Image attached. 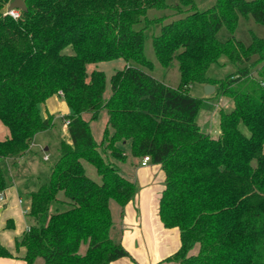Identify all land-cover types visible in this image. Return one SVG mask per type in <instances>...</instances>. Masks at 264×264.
Returning a JSON list of instances; mask_svg holds the SVG:
<instances>
[{
	"label": "trees",
	"instance_id": "1",
	"mask_svg": "<svg viewBox=\"0 0 264 264\" xmlns=\"http://www.w3.org/2000/svg\"><path fill=\"white\" fill-rule=\"evenodd\" d=\"M10 1L0 0V120L9 131L0 139V192L12 184L6 159L27 152L35 134L53 126L41 104L59 94L69 108L61 115L68 139L60 140L47 179L26 192L27 225L14 241L25 263L126 257L137 264L110 210L114 199L122 215L139 189L116 164L128 144L132 156L148 155L164 172L158 215L163 226L178 228L180 245L161 261L264 264V37L250 32L245 43L233 34L239 15L264 24V0H214L204 9L176 0V17L150 22L160 25L152 35L157 61L165 68L177 61L176 86L150 72L144 28L133 26L149 8L169 7L166 0H23L17 16L7 10ZM222 26L229 32L223 39ZM116 58L125 64L109 76L106 93L104 71L88 73L86 65ZM216 65L229 69L212 76ZM194 82L231 100L230 109L217 110L214 135L196 122L203 97L189 92ZM102 109L98 142L90 121ZM10 255L0 242V256Z\"/></svg>",
	"mask_w": 264,
	"mask_h": 264
},
{
	"label": "rangeland",
	"instance_id": "2",
	"mask_svg": "<svg viewBox=\"0 0 264 264\" xmlns=\"http://www.w3.org/2000/svg\"><path fill=\"white\" fill-rule=\"evenodd\" d=\"M169 3V7L156 9V8H149L146 12V17L140 19V21L134 24V28H144V42H143V52L145 57L150 60L153 64L151 69V73L156 77L163 79L165 83L171 86H176L179 82V71L177 67V61L174 59L172 63L167 67H163L156 59L153 47H152V35L158 34L160 25L157 22L155 25L151 24L148 25L150 22L154 21L157 18H160V22H166L171 17H176L173 2L176 0H166ZM198 9H204L210 6L214 0H194ZM162 19V16H168ZM178 16V15H177ZM250 32L254 33L255 35L264 37V24L256 22L251 16H243L239 15L237 25L233 31V34L236 38L242 40L243 42H249L251 36ZM229 35L228 30L225 26H222L217 33L219 38H225ZM125 64L122 58H116L107 61H97L88 63L86 65V70L89 73L92 69H100L104 71L106 75V93H109V76L118 68H121ZM214 70L212 71V76L220 77L223 76L229 68L227 66H214ZM189 92L192 95L199 96L204 93L203 85L201 83L194 82L189 86ZM200 94V95H198ZM210 94H213L210 93ZM208 94V95H210ZM225 97L221 101H219L218 96L212 97L203 101L198 116L199 118H203L207 116L209 110L213 107L214 103H220L224 109H230L231 107V100ZM230 105V106H228ZM84 118L88 117V114H83ZM107 120V112L105 109L100 110L96 119L90 121V130L94 136V138L99 142L102 138V131L106 124ZM53 126L38 132L35 135L33 141V150L34 152L30 155L27 154L23 160L19 163V165L14 168L13 176L15 177V185L19 187L23 191H27L29 189H34L40 182V180H46L49 169L51 164L56 160L59 154V142L61 139H68V135L64 130L62 123H64L61 115H56L53 118ZM66 124V122L64 123ZM218 132V127L215 126L213 128L212 134H216ZM46 147V148H45ZM123 148L126 150V158L122 161L119 160L118 162L122 163V167L128 171L129 175L135 173V171H139L143 173V169L139 164L136 162V158L131 155L129 151V145L125 144ZM44 156V158H43ZM85 170L88 176L93 178L96 181L100 180L99 175L96 173L94 167L89 163H85ZM12 171V170H11ZM129 178V177H128ZM138 182V181H137ZM21 197L23 200H27L26 193H21ZM27 203L23 201L21 204H12L11 208H9V212L11 213H18L20 214V218H13L14 219V227L8 228L4 225L5 216L3 210L0 209V231L3 233V236L13 239L14 236H19L23 230L24 215L23 211L27 209ZM110 209L114 214V218L117 217V213L119 212V205L114 199H110ZM12 217V216H11ZM197 248L193 247L190 250L191 252H195Z\"/></svg>",
	"mask_w": 264,
	"mask_h": 264
},
{
	"label": "crops",
	"instance_id": "3",
	"mask_svg": "<svg viewBox=\"0 0 264 264\" xmlns=\"http://www.w3.org/2000/svg\"><path fill=\"white\" fill-rule=\"evenodd\" d=\"M201 94L202 95H198L203 97V101H206L215 95H208L205 93ZM223 98L225 97H218L219 101H221ZM219 106L220 103H214L213 107L208 112L209 114L203 118H199L197 114L196 122L200 130L212 134L213 128L215 126L218 127L217 110ZM40 107V111L43 116H45L47 112L51 113L53 116H56L57 114H66L69 111L66 102L59 94H53L46 98ZM62 126L66 131V124L62 123ZM8 132V128L0 120V139L5 138L8 135ZM33 141L34 138L27 152L20 155L19 157L6 159V164L11 176L12 184L3 191V201L0 202V209L3 210L5 216V226L7 219L12 220V227H14L15 222L13 218H20V214L9 212V208H11L12 204L19 205L25 201L28 205V199L23 200L21 193H26L32 189L23 191L17 187V185H15L13 170L19 165L21 160H23L27 154L31 155L34 152ZM134 158H136V162L139 164L138 166L142 167L143 173L142 171H135V173L129 175L128 171L122 167V163L116 161L120 171L125 176L138 181L137 183L139 185L138 192L136 193L134 199L124 205L122 215L120 214L119 209L117 217L114 218V214L111 211L112 220L116 228L120 229V242L130 253L137 264H178L175 261H161L164 257L174 252L180 245L178 228L163 226L158 215V199L163 188L164 172L159 163H152L148 161L146 164H141L142 157L134 156ZM24 212L25 210L23 211V215ZM26 225L27 224L25 221L23 230L26 228ZM22 231L18 233L19 236ZM17 237L14 236L13 239H9L3 236V233L0 231V242L12 253L10 256H0V264H26L21 257L23 254V248L20 247L19 249H16L15 247L14 241ZM194 247L197 248V246ZM107 264L134 263L129 258L122 257L110 261Z\"/></svg>",
	"mask_w": 264,
	"mask_h": 264
},
{
	"label": "water",
	"instance_id": "4",
	"mask_svg": "<svg viewBox=\"0 0 264 264\" xmlns=\"http://www.w3.org/2000/svg\"><path fill=\"white\" fill-rule=\"evenodd\" d=\"M21 9V10H25L26 6L23 2V0H11L9 2V4L7 5V10H11V9ZM203 90L205 94H210L214 91V86L210 83H205L203 85Z\"/></svg>",
	"mask_w": 264,
	"mask_h": 264
},
{
	"label": "built area",
	"instance_id": "5",
	"mask_svg": "<svg viewBox=\"0 0 264 264\" xmlns=\"http://www.w3.org/2000/svg\"><path fill=\"white\" fill-rule=\"evenodd\" d=\"M9 14H11L12 16H17L18 15V10L16 8L8 10ZM67 122V121H65ZM149 161V156L148 155H144L142 156V160H141V164H146ZM3 201V192H0V202Z\"/></svg>",
	"mask_w": 264,
	"mask_h": 264
}]
</instances>
